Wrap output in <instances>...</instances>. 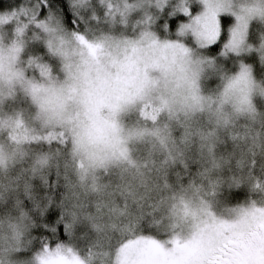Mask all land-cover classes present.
Here are the masks:
<instances>
[{"label":"snow or ice","instance_id":"1","mask_svg":"<svg viewBox=\"0 0 264 264\" xmlns=\"http://www.w3.org/2000/svg\"><path fill=\"white\" fill-rule=\"evenodd\" d=\"M0 264H264V0H0Z\"/></svg>","mask_w":264,"mask_h":264},{"label":"trees","instance_id":"2","mask_svg":"<svg viewBox=\"0 0 264 264\" xmlns=\"http://www.w3.org/2000/svg\"><path fill=\"white\" fill-rule=\"evenodd\" d=\"M237 191H240L239 189H237ZM243 195L239 196L238 199H243Z\"/></svg>","mask_w":264,"mask_h":264}]
</instances>
